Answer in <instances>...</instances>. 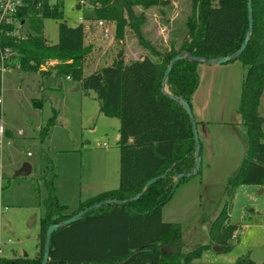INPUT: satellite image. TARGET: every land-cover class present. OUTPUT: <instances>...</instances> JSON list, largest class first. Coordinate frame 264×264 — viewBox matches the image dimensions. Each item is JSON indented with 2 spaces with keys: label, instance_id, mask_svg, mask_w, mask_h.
Here are the masks:
<instances>
[{
  "label": "trees",
  "instance_id": "16d2710c",
  "mask_svg": "<svg viewBox=\"0 0 264 264\" xmlns=\"http://www.w3.org/2000/svg\"><path fill=\"white\" fill-rule=\"evenodd\" d=\"M86 2L98 20L116 23L117 38H124L130 28L148 52L126 63L120 51L110 64L86 75L84 64L92 46L85 45L82 23L70 26L61 22L55 44H49L43 35L44 19L64 18L59 0H28L20 18L27 19L35 33L6 38L4 44L15 52L10 66L79 81L86 93L96 92L102 113L119 118L120 184L81 200L77 210L67 213L68 206L57 198L54 181H46L48 196L43 200L45 214L40 219L35 255L1 256L0 264H41L50 225L104 200H128L139 193L142 196L136 201L102 205L56 230L48 264H124L136 252L140 254L129 264H257L250 255L235 263L198 261L209 245L185 251L182 223L165 221L162 214L177 187L194 177L185 176L176 186V176L191 173L196 166L192 123L184 107L163 91L165 71L176 55L184 54L175 62L166 86L168 92L192 106L200 85L201 62L185 54L204 59L235 54L249 27L248 0H193L185 37L178 47L166 48L146 39L142 29L146 14H138L136 7L166 6L170 0H78L80 5ZM252 4L254 28L246 49L236 58L246 68L239 107L245 154L238 170L229 177V200L221 205L209 227L212 244L223 251L232 248L238 229L229 220L235 190L241 184L264 186V114L259 111L264 93V0H252ZM51 60L55 65L43 69L42 65ZM34 104L42 106L41 100H34ZM55 123L56 113L41 129L42 136ZM200 173L201 169L197 175ZM164 174L145 188L149 180Z\"/></svg>",
  "mask_w": 264,
  "mask_h": 264
},
{
  "label": "rangeland",
  "instance_id": "374dc122",
  "mask_svg": "<svg viewBox=\"0 0 264 264\" xmlns=\"http://www.w3.org/2000/svg\"><path fill=\"white\" fill-rule=\"evenodd\" d=\"M63 19L43 20V35L49 44L59 40V25L70 26L98 19L89 2L59 0ZM193 10V0H170L166 6L136 7L145 13L142 26L146 39L160 48L178 47L186 35L185 22ZM79 16L83 17L79 20ZM103 27L94 29L96 54L85 60L84 71L112 62L120 51L125 61L143 57L148 51L128 28L124 38L116 37V23L102 19ZM28 23H30L28 21ZM31 31V26H24ZM102 51H105L102 53ZM101 52V53H100ZM56 61L45 63L46 68ZM97 64V65H96ZM53 72H55L54 68ZM202 84L193 103L202 144L201 173L179 185L172 199L164 205V218L183 225V248L192 250L209 245L198 261L235 263L250 255L257 264L264 262V186L241 184L234 192L229 220L238 226L239 236L232 237V248L219 250L212 244L210 223L222 204L229 200L227 187L244 157L245 147L239 107L246 74L240 59L224 64L200 63ZM34 100H41L36 106ZM197 106L202 107V110ZM259 111L264 114V93ZM56 113V123L47 135L42 130ZM2 118L8 130L1 145L0 164L3 175L0 188V248L3 256H34L45 214L43 200L48 196L46 181H54L57 198L67 205V213L79 208L81 200L120 184V120L100 111L94 90L87 93L79 81L67 80L55 73L24 71L18 67L3 76ZM24 163L32 170L18 175ZM9 240H11L9 242ZM15 250V253L12 252Z\"/></svg>",
  "mask_w": 264,
  "mask_h": 264
},
{
  "label": "water",
  "instance_id": "95a60500",
  "mask_svg": "<svg viewBox=\"0 0 264 264\" xmlns=\"http://www.w3.org/2000/svg\"><path fill=\"white\" fill-rule=\"evenodd\" d=\"M197 11H198L197 15H199V8H198ZM248 13H249V16H248L249 27H248V31H247V34H246V38H245L243 44L241 45V48L235 54H232V55L226 56V57L216 58V59H204V58H200V57H194V56H192L189 53H186L185 56L188 59H190V60L198 61V62H201V63H209V64H224V63H228V62H230L232 60H235L246 49V47L248 45V42L250 40L251 33L253 31V28H254V16H253L252 0H248ZM183 55H184L183 53L178 54L171 60L169 66L167 67V69L165 71V74H164V77H163V80H162L163 91L167 95H169L174 101L180 103L184 107V109L186 110V112H187V114H188V116L190 118V121L192 123V130H193L194 139H195V156H196L195 169L191 173L178 174L176 176V186L178 185V182L180 181L181 178H183L185 176H195V175H197L198 171L201 168V164H202V155H201L202 144H201V140H200L199 133H198V123H197L195 115L193 113L192 106L185 99H183L181 97L174 96L170 92H168L167 86H166V82H167L168 76H169V74H170L175 62H177L178 60L183 58ZM31 170H32V166L29 163H24L22 168L20 169L18 175H28L31 172ZM164 176H165V174L149 180L146 183V187L145 188L147 189L153 183H155L159 178H162ZM141 196H142V193H139V194L135 195L134 197H132V198H130L128 200L107 199V200H104V201H102L100 203L94 204L93 206H91L89 208H86L84 210L79 211L78 213H76V214L72 215L71 217L63 220L62 222L50 225L48 227L47 233H46L44 255H43V260H42L41 264H48V261L50 259L52 235L60 227H63V226L69 225V224H71L73 222H76L77 220L81 219L88 211H90V210H92L94 208H98V207H101L102 205H106V204H110V203L124 204L126 202L136 201ZM218 249L221 250V248H218ZM139 254H140V252L134 253L127 260L124 261V264L131 263Z\"/></svg>",
  "mask_w": 264,
  "mask_h": 264
},
{
  "label": "built area",
  "instance_id": "2783aa9c",
  "mask_svg": "<svg viewBox=\"0 0 264 264\" xmlns=\"http://www.w3.org/2000/svg\"><path fill=\"white\" fill-rule=\"evenodd\" d=\"M28 0H0V156H1V145L6 136V126L4 125V121L2 118V106H3V76L4 74L13 68L8 64L10 59L14 56V50L4 44V40L6 38L11 37H20L24 38L29 33L28 31H24V26H30L27 19H21L20 14L21 10L28 6ZM38 7L40 3H37ZM83 17H79V20H82ZM98 25L103 27V32L105 37H109L111 35V30L108 28L103 20H98ZM31 31H33L31 29ZM42 68L46 67L42 65ZM3 175L1 171L0 164V188L2 187ZM239 236L238 229L234 232L233 237L237 238ZM11 240H9L10 242ZM4 251L0 248V257L3 256L2 253Z\"/></svg>",
  "mask_w": 264,
  "mask_h": 264
},
{
  "label": "crops",
  "instance_id": "0c3cea01",
  "mask_svg": "<svg viewBox=\"0 0 264 264\" xmlns=\"http://www.w3.org/2000/svg\"><path fill=\"white\" fill-rule=\"evenodd\" d=\"M174 3H175V0H172ZM80 4H79V8H80ZM80 17V16H79ZM80 23H82V21L80 22ZM83 25H84V28H85V37H84V42H85V45H90V46H92V51H91V53L89 54V56H92L94 53L96 54V52H97V50H96V47H95V41H94V39H95V34L93 33V31H94V29L95 28H97L99 25H98V23H97V27L94 25V23L93 22H90V24L89 25H85L84 23H82ZM105 51H102V53H104ZM101 53V52H100ZM94 54V55H95ZM88 57V56H87ZM136 59H139V58H136ZM134 60V59H133ZM132 61V60H131ZM128 62H130V61H128ZM128 62H126V63H128ZM111 62H109L108 60H104V64L105 65H108V64H110ZM97 65V64H96ZM104 65V66H105ZM101 67H103V66H100L99 68H101ZM98 69V67H94L93 69H92V71L91 72H93V71H95V70H97ZM199 71H200V69H199ZM86 74V73H85ZM87 75V74H86ZM200 77H201V71H200ZM67 80H71V79H67ZM201 84H202V77H201V80H200V85H199V87H198V89H197V91L195 92V94L193 95V98H192V109L195 107L194 105H193V103H196L197 102V95H198V93H199V91L201 90ZM198 107V109L200 110H202V107H200V106H197ZM194 112V111H193ZM199 121V120H198ZM201 122H203V120H200V123ZM8 133V130L6 131V134ZM119 137H120V134H119ZM106 190H110V189H104V190H102L101 192H103V191H106ZM101 192H99V193H101ZM95 194H93V195H91V196H94ZM90 196V197H91ZM163 214V219L165 220V218H164V212L162 213ZM165 221H167V220H165ZM12 252H14L15 253V250H12Z\"/></svg>",
  "mask_w": 264,
  "mask_h": 264
}]
</instances>
